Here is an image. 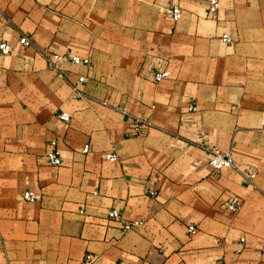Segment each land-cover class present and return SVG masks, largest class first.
<instances>
[{"label": "crops", "instance_id": "crops-1", "mask_svg": "<svg viewBox=\"0 0 264 264\" xmlns=\"http://www.w3.org/2000/svg\"><path fill=\"white\" fill-rule=\"evenodd\" d=\"M220 2L0 0V264H264V0ZM212 150L234 166L215 172Z\"/></svg>", "mask_w": 264, "mask_h": 264}, {"label": "built area", "instance_id": "built-area-1", "mask_svg": "<svg viewBox=\"0 0 264 264\" xmlns=\"http://www.w3.org/2000/svg\"><path fill=\"white\" fill-rule=\"evenodd\" d=\"M201 1L208 3V10L211 14L218 13L220 6H221L220 0H201ZM171 16L174 20L181 19L183 16L182 9L180 7H174L171 11ZM223 40L229 43L232 41V37L229 34H224ZM20 43L24 47H33L34 38L33 36L24 35L20 38ZM0 51L3 54L8 55L13 51V46L7 42H1ZM44 56L48 62V65L54 70L59 69L60 61L65 58V55H62L59 53H46ZM70 59H71V62L74 64H83L88 67H91L92 65L90 57H81L79 55H72ZM169 76H171L170 70H164L161 72H157L154 75V79L155 81L160 82ZM85 79H86L85 76H81L79 79V83L73 86V90H74L76 97H80V98L87 97V94L80 87L81 83L84 82ZM103 103L107 104L108 100H105ZM191 109L195 110L196 107L192 106ZM120 110L123 114L126 115L127 119L129 120V127H130L131 132L134 135H138V136L144 135L145 133L149 131V129L153 125L152 122L147 118H144L139 115H133L129 113L125 108L120 109ZM59 117L61 120L66 121V122L71 120V115L68 112H61L59 114ZM262 124H264V120L262 121ZM52 144L54 145L56 144V142H52ZM90 151H91V144L86 143L83 146V152L88 153ZM46 158H47V162L52 166H61L64 163L62 156L54 148H50L46 152ZM107 158L110 160H117L118 157L115 153L112 152V153L107 154ZM234 162H235L234 157L230 152H223L220 150L211 151L210 164H211L212 169L215 172H220L224 169L232 168L234 166ZM256 174L257 173L255 170H250L248 176L251 179H254ZM22 196L24 200L31 201V202H34L38 199V195L30 189L25 190ZM241 207H242V200L240 196L238 195H233L226 202V208L231 212H237L241 209ZM109 216L112 218H119L120 212L118 210L113 209L109 212ZM138 224H139L138 221L126 222L124 225V228L125 230H130L133 227L137 226ZM189 230L192 233L196 232V228L194 226H190ZM242 241H245V238H243Z\"/></svg>", "mask_w": 264, "mask_h": 264}]
</instances>
